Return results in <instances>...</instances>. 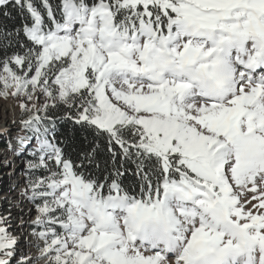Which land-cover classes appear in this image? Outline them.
Returning <instances> with one entry per match:
<instances>
[{
    "label": "snow or ice",
    "instance_id": "1",
    "mask_svg": "<svg viewBox=\"0 0 264 264\" xmlns=\"http://www.w3.org/2000/svg\"><path fill=\"white\" fill-rule=\"evenodd\" d=\"M0 16V98L21 114L0 167L23 162L0 264H264V0H0ZM61 121L91 139L68 152Z\"/></svg>",
    "mask_w": 264,
    "mask_h": 264
},
{
    "label": "trees",
    "instance_id": "2",
    "mask_svg": "<svg viewBox=\"0 0 264 264\" xmlns=\"http://www.w3.org/2000/svg\"><path fill=\"white\" fill-rule=\"evenodd\" d=\"M36 2L38 4L39 0H36ZM54 2H58V0H54ZM4 11L10 13V19L5 21L9 24H19L22 17L28 16L26 9L22 10L20 7L14 6L12 3H9ZM0 20H5V18L0 16ZM85 136H88L89 139H91L90 132L81 129L78 125H74L70 121H61L57 124V138L68 141L65 146L68 152H73L74 149L82 145Z\"/></svg>",
    "mask_w": 264,
    "mask_h": 264
},
{
    "label": "built area",
    "instance_id": "3",
    "mask_svg": "<svg viewBox=\"0 0 264 264\" xmlns=\"http://www.w3.org/2000/svg\"><path fill=\"white\" fill-rule=\"evenodd\" d=\"M0 101H2V103H6L5 100L3 98H0ZM20 113V112H19ZM19 113H17L15 120H19ZM0 127H2L0 125ZM16 131V128L13 132ZM0 149H2V145H0ZM14 159V163H15V174L11 177H6L4 178V173H7L9 171H11V166L5 168V167H0V177H3L4 180H0V197L3 196V194H11V195H15V193H9V188L11 187V185L13 184V182L15 181H20L22 183V178H21V171L23 169V162L21 159L19 158H13ZM8 181L7 184H5V187H2L1 185L3 184V182Z\"/></svg>",
    "mask_w": 264,
    "mask_h": 264
},
{
    "label": "bare ground",
    "instance_id": "4",
    "mask_svg": "<svg viewBox=\"0 0 264 264\" xmlns=\"http://www.w3.org/2000/svg\"><path fill=\"white\" fill-rule=\"evenodd\" d=\"M15 104H16V101L15 102L9 101L8 103H2V101H0V125L1 126H5L6 124L11 125V122L15 120L17 113H19V109L15 107ZM14 130H15V127L12 128V131ZM0 180L1 181L4 180L3 177H0ZM7 183L8 181L3 182L1 186L5 187V184Z\"/></svg>",
    "mask_w": 264,
    "mask_h": 264
},
{
    "label": "rangeland",
    "instance_id": "5",
    "mask_svg": "<svg viewBox=\"0 0 264 264\" xmlns=\"http://www.w3.org/2000/svg\"><path fill=\"white\" fill-rule=\"evenodd\" d=\"M4 99V98H3ZM6 103H8L9 101L10 102H15V100L11 99V98H8V99H4ZM12 100V101H11ZM19 117L21 118V114L19 113ZM6 177H9L8 175H6V173H4V178Z\"/></svg>",
    "mask_w": 264,
    "mask_h": 264
}]
</instances>
